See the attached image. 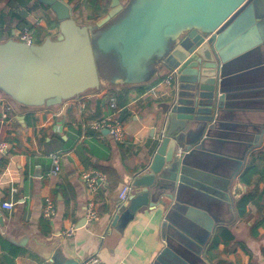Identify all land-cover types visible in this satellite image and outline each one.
<instances>
[{"label":"crops","instance_id":"obj_1","mask_svg":"<svg viewBox=\"0 0 264 264\" xmlns=\"http://www.w3.org/2000/svg\"><path fill=\"white\" fill-rule=\"evenodd\" d=\"M62 1L71 5L67 10L72 13L75 4ZM50 2L10 0L0 3V44L8 39L17 40L18 33L25 28L31 29L34 43H38L34 26L48 32L36 45L42 46L47 40L57 41L60 21ZM261 4L264 0H253L232 22V33H229L232 45L227 52L231 61L224 67L232 92L228 93L215 124L209 128L210 139L205 141L208 149L215 145L217 150L199 149L192 154L203 160L194 162L198 169L230 181V200L213 195L209 184L194 186L199 188L203 198L213 201L210 207L215 216L213 230L198 254L200 257H196V252L192 254L193 247L200 249L193 236L195 227L177 211L179 209L168 207L169 199L165 200L166 205L157 202L152 207L141 208L123 230L112 225L123 185L131 183L132 176L141 168V160L150 156L149 146L159 128V104L173 92V83L167 84L165 76H157L162 79L140 95L129 91L134 86H111L107 79H102L98 63L101 75L98 86L86 88L89 82L81 84L80 80H75L70 86L47 87L36 95L0 86V140L11 146L8 155L0 157V237L23 249L13 264H54L38 254L53 242L66 257L80 262L98 256L107 264H154L158 252L165 246V239L181 248L184 254H190L196 264H264V206L259 209L250 203L248 211L241 216L235 211L236 201L252 189L242 184L239 177L251 154L264 150V14H255V8ZM99 19L85 18V23ZM66 68L72 70V63H67ZM60 69L63 75L58 77L65 79L66 72L61 66ZM119 91H129L127 103L114 95ZM53 97L61 99L48 103L47 99ZM113 100L116 107L112 106ZM124 105L131 114L122 121ZM4 112L9 114L5 123ZM111 117L124 123L126 139L123 142L115 141L107 129L97 131L89 125ZM53 153L60 159L57 174H53ZM86 174L96 178L94 191L88 188ZM252 185L264 187V181L258 175ZM48 199L54 201L56 208L55 215L49 219L43 216ZM91 199L99 214L93 221L87 219ZM5 201H12L13 208L3 207ZM71 227H75V231L66 235L65 231ZM218 227L224 228L223 234L219 235L215 258L210 260L207 246ZM197 233L206 235L201 227ZM24 239L25 244H21ZM227 241L231 242L228 246ZM3 253L0 242V264H9L4 262Z\"/></svg>","mask_w":264,"mask_h":264},{"label":"water","instance_id":"obj_2","mask_svg":"<svg viewBox=\"0 0 264 264\" xmlns=\"http://www.w3.org/2000/svg\"><path fill=\"white\" fill-rule=\"evenodd\" d=\"M252 1L112 0L104 17L94 23L81 24L76 22L74 12L67 10L71 5L51 0L60 21L58 40H47L42 46L15 45L18 54L15 61L12 59L13 67L6 58L11 40L1 43L0 86L35 95L47 87L70 86L75 80H80L81 84L89 82L86 88L98 86L101 64L111 86L142 85L170 73L174 88L159 104V128L149 146L150 156L141 160V168L132 176V190L126 201H120L112 225L123 230L141 208L152 207L157 202L166 205L165 200L169 199L168 207L179 209L177 211L195 227L193 236L200 249L193 247L192 254L196 252L197 257L207 244L215 216L210 207L213 201L203 198L199 188L194 186L209 184L213 195L227 200L231 197L229 179L198 169L194 162L203 160L192 154L199 149L217 150L215 145L208 149L205 141L210 139L209 128L215 124L228 93L232 92L229 78L224 76V67L231 61L227 58L232 45L229 33H232V22ZM255 14H264V4L255 8ZM137 20L142 27L135 23ZM131 23H135L136 28L131 27L130 32ZM69 62L72 70L66 68ZM60 66L66 72L65 79L58 77L63 75ZM30 81L36 84L27 86ZM60 99L53 97L47 102ZM179 149H182L180 155ZM213 178L220 181L215 182ZM199 202L209 206H201ZM198 227L206 231V235H198ZM21 244H25V239ZM180 249L165 239V246L158 252L154 264H196L190 254ZM38 254L54 264L80 263L78 259L66 257L57 249L56 242L48 244Z\"/></svg>","mask_w":264,"mask_h":264},{"label":"trees","instance_id":"obj_3","mask_svg":"<svg viewBox=\"0 0 264 264\" xmlns=\"http://www.w3.org/2000/svg\"><path fill=\"white\" fill-rule=\"evenodd\" d=\"M8 1L10 0H0V3L8 2ZM69 1L71 4H75L74 5L75 7L73 9L74 17L82 23H85L87 21L85 20V18L95 20L104 16L108 12L109 4H110V0H69ZM84 12H87V14L85 15ZM22 21L26 22L25 20ZM53 24L54 23H51V25ZM33 28L36 30L37 42L38 43L42 42L43 37L46 36L48 32L45 29L41 28L40 26H34ZM161 79L162 77H158L151 83L136 85L134 87H131L129 91L130 90L136 91L138 95L144 94L154 84L158 83ZM129 91L127 93H124L122 91H119L117 93L114 92V95L120 98L123 101V103H127L129 100ZM123 107L124 110L122 111V115H121L122 121L126 120L131 114L129 109L126 108L125 105ZM258 175L260 176V179L264 181V150H258L251 154L248 165L246 166V168L239 177V180L242 184L247 186H252V189H250L245 195H243L240 199L236 201L235 203L236 215L241 216L245 212H247L250 203H253L256 206H258L259 209L263 208L264 187H260L259 185H252L255 178ZM108 176L111 179V176L110 175ZM257 227L258 224L255 226V229H257ZM223 229L224 228L222 227H218L216 229L211 241L209 242V245L207 246L208 248L206 254L210 260L215 258L216 256L214 252L218 248L219 235L223 234ZM231 240L233 241L232 236H231ZM230 241L226 242V246L230 245V243L232 242ZM0 242L2 243L4 249V253L2 255L4 262L13 264L14 258L23 252L22 247L11 242L7 238L0 237ZM217 264H229V263L225 262V263H217Z\"/></svg>","mask_w":264,"mask_h":264},{"label":"built area","instance_id":"obj_4","mask_svg":"<svg viewBox=\"0 0 264 264\" xmlns=\"http://www.w3.org/2000/svg\"><path fill=\"white\" fill-rule=\"evenodd\" d=\"M20 40L26 41L28 43H34L35 41V36L31 29L25 28L22 29L20 33H18L17 36ZM164 81L167 84L172 83V76L171 74L165 75ZM112 106L116 107L115 101H112ZM9 114L7 112H4L2 115L3 122L8 121ZM90 127L97 130L101 131L102 129H108L109 133L112 135L113 139L117 142H123L126 139V130L124 127V123L117 119L116 117H111V118H101L95 121H92L90 124ZM10 144L7 143L6 141L0 140V157H5L8 155L10 151ZM182 152V149L178 150V155H180ZM53 164H54V169H53V174H57L60 171V159L59 155L56 153L51 154ZM88 188L92 191L95 190L96 187V178L92 176L91 174H86L85 175ZM132 190V185L131 183L124 184L121 191H120V199L122 201H126L128 198V194ZM3 207L12 209L14 206V203L12 201H5L3 204ZM56 213V208H55V203L53 200L48 199L46 205L43 208V216L47 219L51 218L53 215ZM98 211H97V206L95 201L92 199L88 202V207H87V219L90 221L98 219ZM75 227H71L65 231L66 235H71L75 231ZM79 264H107L102 261L101 258L98 256H91L83 261H81Z\"/></svg>","mask_w":264,"mask_h":264},{"label":"rangeland","instance_id":"obj_5","mask_svg":"<svg viewBox=\"0 0 264 264\" xmlns=\"http://www.w3.org/2000/svg\"><path fill=\"white\" fill-rule=\"evenodd\" d=\"M39 1H41V0H39ZM56 15V14H55ZM118 18H116L114 21H116ZM136 24H138L139 26L141 25V27H142V23H140V21L139 20H137V22H135ZM130 27H132V30H134L135 28H136V26H130ZM8 41H10L9 39L8 40H6L5 42H3V43H6V42H8ZM24 44L25 45H28V43L27 42H24L23 40H20L19 38L17 39V40H15V39H12L10 42H9V44H8V52H7V54H6V58H7V61H9V64H10V66L11 67H13V64H12V59H13V61H15V59H16V55L18 54L17 53V47L15 46V45H18V46H23L24 47ZM36 44H38V43H34L33 45H36ZM29 46V45H28ZM30 54V53H29ZM113 59L114 58H116L115 56H113L112 57ZM19 67V65L18 66H16L15 65V68H18ZM100 67H101V71H102V75H103V77H102V79H106V78H108L109 77V75L105 72V70H104V64H101L100 65ZM11 76H13L12 74H10ZM27 76V75H26ZM28 79V78H27ZM29 80V79H28ZM27 81V80H26ZM34 84H36V83H33L32 81H30V82H28V84H27V86H33Z\"/></svg>","mask_w":264,"mask_h":264}]
</instances>
